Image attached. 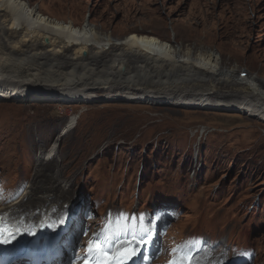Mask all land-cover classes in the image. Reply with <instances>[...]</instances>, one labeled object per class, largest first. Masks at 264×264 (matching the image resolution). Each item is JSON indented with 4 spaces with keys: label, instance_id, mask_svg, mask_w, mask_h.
Instances as JSON below:
<instances>
[{
    "label": "rangeland",
    "instance_id": "obj_1",
    "mask_svg": "<svg viewBox=\"0 0 264 264\" xmlns=\"http://www.w3.org/2000/svg\"><path fill=\"white\" fill-rule=\"evenodd\" d=\"M22 1L76 27L91 24L88 27L117 41L132 35L157 36L173 44L176 40L183 49L214 50L223 69L243 71L242 77L264 82V0ZM102 95L108 94H97ZM37 122L42 137L50 136L46 132L50 123L62 124L46 146L23 152L19 142ZM77 139L96 147L72 150ZM52 150L64 153L58 157L61 168L68 157L71 174L80 170L79 160L88 167L72 183L65 205L76 200L80 191L98 199L101 209H145L170 203L179 216L167 225V249L186 236L204 235L221 245L226 241L225 247L253 246L258 250L255 264H264L263 121L237 110L106 96L0 100V181L14 188L26 180L20 199L36 186L35 199L45 196L42 183L35 185L32 179L39 156ZM50 203L64 218L67 207L56 200ZM31 211L23 215L25 222ZM84 239L82 234L79 241ZM213 252L223 253V248ZM215 253L209 259L197 255L194 264H208ZM226 253L219 263L226 264ZM168 257L163 254L158 261L165 264Z\"/></svg>",
    "mask_w": 264,
    "mask_h": 264
},
{
    "label": "bare ground",
    "instance_id": "obj_2",
    "mask_svg": "<svg viewBox=\"0 0 264 264\" xmlns=\"http://www.w3.org/2000/svg\"><path fill=\"white\" fill-rule=\"evenodd\" d=\"M88 26L76 27L44 15L22 0H0V100L70 101L106 96L218 111L237 110L264 122V82L242 77L243 71L223 69L214 50L183 49L176 40L173 44L157 36L132 35L117 41ZM100 92L108 95L97 96ZM61 124L50 123L46 132L51 136ZM42 133L37 122V127L19 142L23 152L28 147L46 146L50 136L42 137ZM87 133L84 130L82 135ZM74 141L72 150L96 147L84 145L78 139ZM42 149L45 147L39 150ZM52 152L39 156L32 179L35 185L42 183L41 192L46 193L42 200L34 197L36 186L10 206L0 208V213L24 225L16 233L19 240L15 238L7 249L20 252L31 248L35 242L33 235L28 234L32 224L40 227L38 236L47 244L63 234V229L49 234L51 229L41 217L49 211L58 214L57 207L50 206V202L56 200L65 205L66 196L73 190L72 183L78 182L88 167H82L84 160H79L80 170L71 174L68 157L60 167L58 157L64 155L62 150L48 157ZM55 163L58 167L52 166ZM30 211L25 218L29 222H25L23 215Z\"/></svg>",
    "mask_w": 264,
    "mask_h": 264
},
{
    "label": "snow or ice",
    "instance_id": "obj_3",
    "mask_svg": "<svg viewBox=\"0 0 264 264\" xmlns=\"http://www.w3.org/2000/svg\"><path fill=\"white\" fill-rule=\"evenodd\" d=\"M122 219H127L126 214H119ZM145 217L141 215L140 232L122 229L119 226L113 227L111 214L109 222L103 227L100 233L94 235L87 247V254L84 257V264H132L133 258L139 253L137 247L150 243L146 238L150 228L144 223ZM63 221H61L62 223ZM18 231V230H17ZM34 235L35 233L29 232ZM15 239V233L10 229L0 227V245L10 244ZM179 253V258L169 261V264H192L191 244L184 243L172 249L174 256ZM73 264H76L74 261Z\"/></svg>",
    "mask_w": 264,
    "mask_h": 264
}]
</instances>
